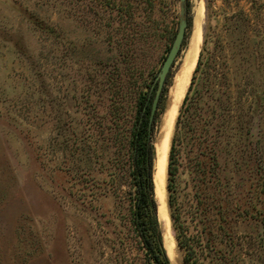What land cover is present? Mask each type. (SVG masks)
Returning <instances> with one entry per match:
<instances>
[{
	"label": "rangeland",
	"instance_id": "1",
	"mask_svg": "<svg viewBox=\"0 0 264 264\" xmlns=\"http://www.w3.org/2000/svg\"><path fill=\"white\" fill-rule=\"evenodd\" d=\"M186 2L163 114L201 8L195 110L180 129L187 234L202 264H264V0ZM180 4L0 0V264H152L132 223L128 142ZM167 203L184 264L168 187Z\"/></svg>",
	"mask_w": 264,
	"mask_h": 264
},
{
	"label": "trees",
	"instance_id": "2",
	"mask_svg": "<svg viewBox=\"0 0 264 264\" xmlns=\"http://www.w3.org/2000/svg\"><path fill=\"white\" fill-rule=\"evenodd\" d=\"M190 24L191 20L190 16L188 15V25ZM140 36H142V34H140ZM186 38L187 34L185 35L183 44L185 43ZM200 64L201 58H199L191 84L184 97L183 105L178 115L176 130L173 136L168 159L167 187L169 191V203L172 208L171 218L173 226L176 230V239L178 241V245L184 251V264H202V261L198 257L190 237L187 234L188 229H190L188 223L189 215L184 208L178 185L183 162L182 142L184 139V134L180 131V129L181 127H186L191 123V119L189 118L190 116H188L187 113L191 109L195 110V106L190 105L188 103V99L195 79V72L198 71ZM172 76L173 72L171 70L167 76L159 99L151 132L149 131V118L158 84L156 81L157 76L153 78L149 85L140 90L136 103L137 110L128 142L130 151L129 175L131 178L132 187L130 192V198L132 201V223L134 230L140 239V243L145 249V254L150 259L152 264H171L163 245L162 232L158 218V204L155 197L154 172L156 152L154 138L156 127L160 122L161 116L165 110L170 84L169 82L171 81ZM121 110L122 107L119 105L112 110V113H121Z\"/></svg>",
	"mask_w": 264,
	"mask_h": 264
},
{
	"label": "bare ground",
	"instance_id": "3",
	"mask_svg": "<svg viewBox=\"0 0 264 264\" xmlns=\"http://www.w3.org/2000/svg\"><path fill=\"white\" fill-rule=\"evenodd\" d=\"M202 9L198 10L195 23L196 27L190 40L188 49L185 53L181 67L174 78V83L171 88L169 103L163 117L159 138L155 143L156 146V168H155V195L159 206V217L164 233V241L168 252L175 259L176 241L170 224V216L167 203V174H168V159L171 146V139L176 117L179 112V105L182 102L188 86L190 84L192 73L197 65L200 40L202 38ZM161 140V141H160ZM176 264L175 260L173 261Z\"/></svg>",
	"mask_w": 264,
	"mask_h": 264
},
{
	"label": "water",
	"instance_id": "4",
	"mask_svg": "<svg viewBox=\"0 0 264 264\" xmlns=\"http://www.w3.org/2000/svg\"><path fill=\"white\" fill-rule=\"evenodd\" d=\"M180 23L179 28L176 33V36L173 40V43L171 45V48L160 68V71L158 72V75L156 77L157 89L156 93L153 99L152 107H151V114L149 118V131L152 130V124L155 117L156 110L158 108L159 99L163 90V87L165 85L167 76L176 60V57L178 56V53L180 52V49L182 47L185 35H186V29L188 26V6L186 0H180ZM159 138V137H158ZM161 141V140H160ZM169 161V160H168ZM156 165V162H155ZM156 168V166H155ZM155 173V172H154ZM160 219V217H159ZM161 222V221H160ZM172 264V263H171Z\"/></svg>",
	"mask_w": 264,
	"mask_h": 264
}]
</instances>
